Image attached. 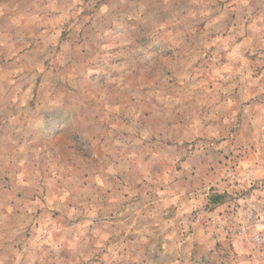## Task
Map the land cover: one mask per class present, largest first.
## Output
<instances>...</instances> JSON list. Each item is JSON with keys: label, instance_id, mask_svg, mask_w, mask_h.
<instances>
[{"label": "rangeland", "instance_id": "rangeland-1", "mask_svg": "<svg viewBox=\"0 0 264 264\" xmlns=\"http://www.w3.org/2000/svg\"><path fill=\"white\" fill-rule=\"evenodd\" d=\"M264 0H0V264H264Z\"/></svg>", "mask_w": 264, "mask_h": 264}, {"label": "built area", "instance_id": "built-area-1", "mask_svg": "<svg viewBox=\"0 0 264 264\" xmlns=\"http://www.w3.org/2000/svg\"><path fill=\"white\" fill-rule=\"evenodd\" d=\"M255 218H257L261 229L254 235V241L262 247L264 246V213H258Z\"/></svg>", "mask_w": 264, "mask_h": 264}]
</instances>
